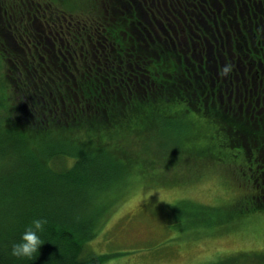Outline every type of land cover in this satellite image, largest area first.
<instances>
[{"label":"trees","instance_id":"obj_1","mask_svg":"<svg viewBox=\"0 0 264 264\" xmlns=\"http://www.w3.org/2000/svg\"><path fill=\"white\" fill-rule=\"evenodd\" d=\"M178 1L188 9L189 0L85 1L84 12L95 15L101 26L89 28L88 33L87 28L78 31L68 47H64V40L60 41V53L54 51L57 45L51 36L63 34L57 20L62 25L68 21L67 16L52 17L55 31L52 26L43 31L36 25L37 32L24 36L11 32L9 20L4 25L2 9L5 16L9 13L0 5V47L12 62L9 77L15 99L8 108L12 128L0 132V142L16 134L17 141L26 145L36 141L38 151L54 135L87 136L79 152H51L47 158L52 163L48 167L50 175L48 180L43 175L33 180L36 192L28 183L21 186L17 178L0 186V264H104L110 258L86 249L97 234L102 212L109 206L105 204L110 189L108 160L116 152L126 159L130 157L123 151L125 143L110 149V156L104 153L103 146L109 145L105 137L112 142L126 133H139L159 113L181 106L183 114L206 115L209 124L216 128L215 133H222L223 142L230 148L244 141L249 145L264 142L263 132L261 135L253 127L254 121L243 122L224 113L214 102L206 78L196 80L191 70L190 45L184 47L185 54L176 51L171 30L166 31L163 41L156 38L147 13L176 15L180 11ZM218 1L228 4L225 10L231 16L237 14L231 19L236 23L248 12L245 2L247 7L254 6L253 0ZM67 2V8L73 9L76 0ZM35 7L37 12H43L38 13L39 17L54 13L49 5L46 10ZM182 11L188 13L183 8ZM34 16L40 21L37 13ZM70 144L75 147L78 143L71 138ZM66 157L72 162L65 165L62 160H68ZM252 176L258 189L253 195V207L250 203L239 207V200L235 201L231 206L234 218L229 224L251 213L264 214V177ZM192 209L209 207L199 205ZM41 216L48 223L41 233L45 242L39 253L32 260L13 256L12 242L19 240L32 219Z\"/></svg>","mask_w":264,"mask_h":264},{"label":"rangeland","instance_id":"obj_2","mask_svg":"<svg viewBox=\"0 0 264 264\" xmlns=\"http://www.w3.org/2000/svg\"><path fill=\"white\" fill-rule=\"evenodd\" d=\"M24 1L0 0L9 13L5 16L2 9L4 25L9 20L11 32L32 35L37 32L35 26H43L46 19L38 16L43 12H37L35 5L44 10L49 5L55 19V15L68 17L62 23L65 34L51 36L58 53L63 50L58 46L60 41L68 47L78 31L87 28L88 33L91 27L101 26L95 15L82 8L90 0H76L73 9L67 8L70 0ZM223 3L222 11L226 8ZM35 13L40 21L35 20ZM57 24L59 27L61 22L57 20ZM238 24L242 26V18ZM247 29L252 32L249 26ZM11 63L0 47V132L12 128L8 122V108L15 102L9 77ZM183 111L181 106L167 109L139 133H126L112 142L104 138L109 142L108 147L103 146L104 153L125 143L123 151L130 159L116 152L108 160L110 189L105 204L109 206L102 212L97 234L86 250L109 255L104 264H264V254H258L264 252V214L251 213L228 223L234 218L231 206L235 201L239 200V207H247V203L253 207L258 189L251 168L257 165L249 163L240 149L224 143L225 137L215 133L205 115ZM16 136L0 142V186L17 178L21 186L29 185L35 192V178L43 175L48 180L51 152H79L87 139L84 133L54 135L35 151L36 141L26 145ZM71 138L78 143L75 147ZM66 158L62 160L65 165L72 162ZM199 205L209 209H192Z\"/></svg>","mask_w":264,"mask_h":264},{"label":"flooded vegetation","instance_id":"obj_3","mask_svg":"<svg viewBox=\"0 0 264 264\" xmlns=\"http://www.w3.org/2000/svg\"><path fill=\"white\" fill-rule=\"evenodd\" d=\"M253 1V7H247L245 2L244 8H247L248 12L241 15L242 26L231 20L237 14H233L232 17L225 9L222 11L224 3L218 0H196L193 3L186 1L188 9L178 1L177 7L180 11L176 15L167 17L160 12L157 15L147 13V21L155 30L156 38L162 41L167 36L166 31L171 30L176 51L185 54L184 47L190 45L192 49L190 57L193 60L191 70L196 75V80L206 78L212 98L215 100L213 101L218 103L220 109L243 122L254 121V129L262 135V132L264 134V34H262L264 0ZM182 8L188 13H184ZM43 16L46 18L45 23L43 22V26L40 27L46 31L50 28L53 18L50 13H45ZM253 25L254 29H252ZM60 26L63 29V25ZM248 26L253 33L247 29ZM242 27L245 32L242 31ZM158 31L163 33L162 37ZM195 48L200 50L196 51ZM127 63L128 67L131 66L129 61ZM225 65L231 67V71L227 74L223 70ZM235 149H240V154H245L249 163L257 165L256 169L251 168V170L259 178H263L264 142L255 141L254 145H249L244 141Z\"/></svg>","mask_w":264,"mask_h":264},{"label":"clouds","instance_id":"obj_4","mask_svg":"<svg viewBox=\"0 0 264 264\" xmlns=\"http://www.w3.org/2000/svg\"><path fill=\"white\" fill-rule=\"evenodd\" d=\"M224 73L231 71L229 65L224 66ZM48 223L46 217H36L25 226L19 240L12 242L11 254L18 258H27L32 260L35 254L39 253L40 246L45 242L42 239L41 233L45 225Z\"/></svg>","mask_w":264,"mask_h":264},{"label":"bare ground","instance_id":"obj_5","mask_svg":"<svg viewBox=\"0 0 264 264\" xmlns=\"http://www.w3.org/2000/svg\"><path fill=\"white\" fill-rule=\"evenodd\" d=\"M247 9V8H246ZM242 29H244L243 27H242Z\"/></svg>","mask_w":264,"mask_h":264}]
</instances>
